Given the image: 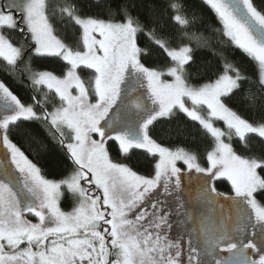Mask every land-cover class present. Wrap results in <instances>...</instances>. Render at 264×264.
I'll list each match as a JSON object with an SVG mask.
<instances>
[{"label":"snow or ice","instance_id":"obj_1","mask_svg":"<svg viewBox=\"0 0 264 264\" xmlns=\"http://www.w3.org/2000/svg\"><path fill=\"white\" fill-rule=\"evenodd\" d=\"M199 4L0 0V264H264V0Z\"/></svg>","mask_w":264,"mask_h":264},{"label":"trees","instance_id":"obj_2","mask_svg":"<svg viewBox=\"0 0 264 264\" xmlns=\"http://www.w3.org/2000/svg\"><path fill=\"white\" fill-rule=\"evenodd\" d=\"M196 5H197V7L200 6L199 0H196ZM203 14L205 17V21L208 25H210L212 28L219 26L218 21L215 19L214 13H212L210 9H208L207 7H204L203 8ZM237 56H239V53H237ZM21 95H23V93H21ZM25 151L27 154H29L30 158H32L31 153H28L26 148H25ZM133 164H134V166L137 167V170L141 171V172H145L147 167H148L147 164L143 160H140L139 162L134 160ZM217 187H218V190H220V191H229L230 190V186L227 183L218 182Z\"/></svg>","mask_w":264,"mask_h":264},{"label":"water","instance_id":"obj_3","mask_svg":"<svg viewBox=\"0 0 264 264\" xmlns=\"http://www.w3.org/2000/svg\"><path fill=\"white\" fill-rule=\"evenodd\" d=\"M224 255H227L226 253Z\"/></svg>","mask_w":264,"mask_h":264},{"label":"flooded vegetation","instance_id":"obj_4","mask_svg":"<svg viewBox=\"0 0 264 264\" xmlns=\"http://www.w3.org/2000/svg\"><path fill=\"white\" fill-rule=\"evenodd\" d=\"M225 254V253H224Z\"/></svg>","mask_w":264,"mask_h":264}]
</instances>
